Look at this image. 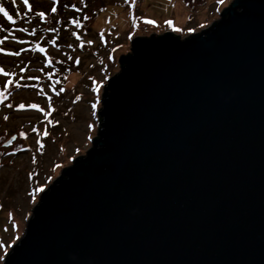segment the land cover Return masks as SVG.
<instances>
[{"label":"water","instance_id":"water-1","mask_svg":"<svg viewBox=\"0 0 264 264\" xmlns=\"http://www.w3.org/2000/svg\"><path fill=\"white\" fill-rule=\"evenodd\" d=\"M130 43L3 264H264V0Z\"/></svg>","mask_w":264,"mask_h":264},{"label":"rangeland","instance_id":"rangeland-1","mask_svg":"<svg viewBox=\"0 0 264 264\" xmlns=\"http://www.w3.org/2000/svg\"><path fill=\"white\" fill-rule=\"evenodd\" d=\"M231 1L0 0V264L41 191L91 146L131 39L188 36Z\"/></svg>","mask_w":264,"mask_h":264},{"label":"bare ground","instance_id":"bare-ground-1","mask_svg":"<svg viewBox=\"0 0 264 264\" xmlns=\"http://www.w3.org/2000/svg\"><path fill=\"white\" fill-rule=\"evenodd\" d=\"M79 127V126H78ZM78 127H76V128H78ZM77 132V131H76Z\"/></svg>","mask_w":264,"mask_h":264}]
</instances>
